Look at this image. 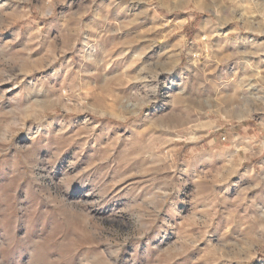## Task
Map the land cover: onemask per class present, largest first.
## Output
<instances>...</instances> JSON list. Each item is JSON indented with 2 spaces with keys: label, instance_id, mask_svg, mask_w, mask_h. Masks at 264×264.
Here are the masks:
<instances>
[{
  "label": "rangeland",
  "instance_id": "rangeland-1",
  "mask_svg": "<svg viewBox=\"0 0 264 264\" xmlns=\"http://www.w3.org/2000/svg\"><path fill=\"white\" fill-rule=\"evenodd\" d=\"M0 264H264V0H0Z\"/></svg>",
  "mask_w": 264,
  "mask_h": 264
}]
</instances>
